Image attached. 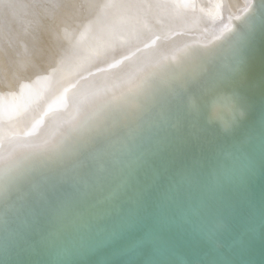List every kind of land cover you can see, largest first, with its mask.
Here are the masks:
<instances>
[{
  "label": "bare ground",
  "instance_id": "obj_1",
  "mask_svg": "<svg viewBox=\"0 0 264 264\" xmlns=\"http://www.w3.org/2000/svg\"><path fill=\"white\" fill-rule=\"evenodd\" d=\"M263 110L264 0H0V264L188 263L163 211Z\"/></svg>",
  "mask_w": 264,
  "mask_h": 264
},
{
  "label": "water",
  "instance_id": "obj_2",
  "mask_svg": "<svg viewBox=\"0 0 264 264\" xmlns=\"http://www.w3.org/2000/svg\"><path fill=\"white\" fill-rule=\"evenodd\" d=\"M246 131L218 147L219 151L216 148V154L207 158L209 164L180 197L177 208L168 204L163 211L169 219L171 213L173 221L179 217L169 230L179 233L184 224L190 226L191 232L181 236L182 247L172 246L179 251L178 256L200 241L185 256L186 264H205V255L207 264H264V110ZM226 154H231L230 158ZM158 232L147 226L141 238L150 239ZM215 243L221 244L222 250L216 249ZM103 247L102 244L84 259L101 262Z\"/></svg>",
  "mask_w": 264,
  "mask_h": 264
},
{
  "label": "snow or ice",
  "instance_id": "obj_3",
  "mask_svg": "<svg viewBox=\"0 0 264 264\" xmlns=\"http://www.w3.org/2000/svg\"><path fill=\"white\" fill-rule=\"evenodd\" d=\"M246 37L241 38V46L245 42ZM228 75L225 74L223 77L220 78H213L207 82H204L200 85L201 89L204 91H213L218 92L223 90L227 85Z\"/></svg>",
  "mask_w": 264,
  "mask_h": 264
}]
</instances>
